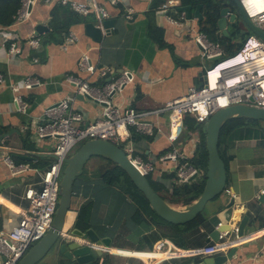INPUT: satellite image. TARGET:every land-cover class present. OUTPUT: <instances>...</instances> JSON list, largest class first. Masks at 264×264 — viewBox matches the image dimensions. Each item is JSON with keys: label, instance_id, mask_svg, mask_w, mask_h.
I'll use <instances>...</instances> for the list:
<instances>
[{"label": "crops", "instance_id": "0c3cea01", "mask_svg": "<svg viewBox=\"0 0 264 264\" xmlns=\"http://www.w3.org/2000/svg\"><path fill=\"white\" fill-rule=\"evenodd\" d=\"M97 2L107 11L109 20H117L108 35H105L106 31L103 32L105 34L101 43L90 37L86 29L87 24L97 25V15L80 14L70 3L64 4L63 0H38L29 21L9 27H3L0 23V74L5 79L0 86V127L9 134L0 145V233L7 232L21 220L29 205L25 198L27 190H41V174L53 163L51 153L57 140H41L36 135L37 127L44 123L46 109L62 100L73 99L74 107L84 117L82 124H78L79 127L92 124L101 117L102 107L77 95L75 88L67 82L69 75L79 76L93 86L101 87L112 76H101L103 69L109 68L114 75L130 71L135 80L115 98V103L123 108L144 112L157 110L188 94L189 89L196 87L199 82L200 73L205 72L210 65L202 61L201 49L196 43V37L202 33L200 22L193 20L189 28H185V24L182 28L173 26L163 14L153 11V0ZM128 10L133 11L131 19L127 18ZM170 14L176 17L180 15L175 9L170 10ZM231 26L230 24L229 27ZM39 27L43 29L38 30ZM244 32L249 31L245 29ZM71 34L77 37V41L66 46V40ZM4 35L7 36L6 39ZM34 36H37L41 44L37 49L29 45ZM218 36H223L219 30ZM160 38L163 39V44L158 42ZM11 42L17 43L20 49V55L15 58H11L7 52ZM235 50L237 49L231 47L227 53ZM84 56L90 58L95 68L93 74L80 72L79 62ZM27 78L40 80L42 86L21 91L28 109L25 114H18L12 107L14 93L11 87ZM171 120L170 114L148 118L147 121L154 125L152 136H144L131 130L136 154L145 162L156 164L157 169L151 176L160 190L159 194L167 189L171 190L176 183L172 182L173 179H168L169 172H173L171 164L160 163L158 158L176 149L190 161L196 155L204 134L201 124L192 116H184L175 133L171 130ZM134 133L138 135L137 139L134 138ZM228 145L227 156L231 160L227 188L235 197L224 193L212 202L205 211L206 223L198 233L184 236L181 241L183 248L167 239L159 242L181 250L202 247L213 241L211 233L214 229L210 218L218 216L221 222L236 225L242 217L248 216L250 226L255 223L258 227L250 228L244 238L236 242V253L227 264H264V225L262 218L257 217L258 196L261 197L264 192V127H254L249 135H234ZM6 156H10L17 164L26 166V171L11 175L4 161ZM101 165L99 158H92L88 163V176L79 185L78 195L75 193L66 234L74 230L80 206L93 199L97 204V209L94 210L96 220L100 221L102 227L110 225L115 231V239H111V245L100 248L104 255L112 257L110 264H162L167 261L172 256L170 249L168 253H160L155 250L159 242L152 249L148 244L141 243V239L151 234L155 228L146 222L138 225L131 219V209L135 206H131L124 214V221L121 223L124 204L120 205L113 197L105 198L96 193L99 182L94 173ZM160 180L162 183L158 182ZM232 200L234 206L231 215L227 207ZM171 206L179 210L185 208L181 205ZM94 232L103 238L97 231ZM235 238L232 236L229 241ZM63 259L57 253H51L39 264H60ZM180 262L194 263L193 259H181ZM100 264H103V259Z\"/></svg>", "mask_w": 264, "mask_h": 264}, {"label": "built area", "instance_id": "2783aa9c", "mask_svg": "<svg viewBox=\"0 0 264 264\" xmlns=\"http://www.w3.org/2000/svg\"><path fill=\"white\" fill-rule=\"evenodd\" d=\"M37 1L20 0V7L13 16L12 25L29 21ZM240 2L252 24L264 31V14L252 16L243 4L244 0H240ZM63 3H70L76 12L83 15L95 13L101 29H103V21L108 19L107 11L97 0H89L86 3L63 0ZM178 6V0H169L157 9V13L163 14L167 22L173 26L182 28L185 24L184 15L180 14L178 17H174L170 14L172 9L177 12ZM132 14L133 11L128 10L127 18L131 19ZM103 31L105 32L104 29ZM6 38L7 36L4 35V39ZM76 41L77 37L71 34L65 45H72ZM196 43L201 49L202 61L210 64L205 69V84L198 88H190L188 94L166 103L157 110L138 112L132 108H123L115 103V98L121 95L125 87L131 85L135 80L134 74L130 71L114 75L109 68L103 69L101 76L107 77L109 74L112 76L101 87L93 86L88 80L79 76L69 75L67 77L68 84L75 88L77 95L86 97L102 107L101 117L92 124L79 127L78 124H82L84 117L74 107L73 99L62 100L46 109L44 123L37 127L36 135L41 140L47 138L57 140L51 153L54 160L50 167L41 174V190H27L25 198L29 205L21 220L7 232L0 233V264H18L51 228L60 200V184L66 166L65 161L78 144L89 140H102L115 144L147 177L155 173L156 164L145 162L136 154V145L131 140V130L134 129L135 132L144 136H152L154 125L147 121L151 116L170 114L171 130L175 133L177 127L182 124L184 116H192L198 124H203L208 122L217 111L236 105L264 109L263 38L255 34L250 35L242 47L232 54H228L221 43L211 41L205 33L198 34ZM29 45L37 49L41 46L40 40L34 36L29 41ZM7 52L11 58L19 56L18 44L9 43ZM79 70L91 74L95 72L88 56L82 57L79 62ZM4 82V76L0 74V86ZM40 86L42 83L36 78H27L12 85L11 90L14 93L12 107L15 113L25 114L28 109L21 91ZM4 161L11 175L15 176L26 171V166L17 164L10 156H6ZM158 162L171 164L173 172L177 174V179L172 181L176 184L189 183L194 176L199 175V171L190 165L187 158L176 149L161 155ZM159 182L162 183L161 180ZM224 193L235 197L228 188ZM223 224V222L219 223L216 229L222 227ZM229 225L231 229L221 232L217 242L211 241L202 247L188 250L170 248L165 242H159L156 244L155 250L160 253H168L170 249L169 252L172 256L167 259L170 262L194 258L204 260L218 255H227L231 249L238 245L236 242L244 238L238 236V224L231 225L229 223ZM232 236L236 237L235 240L229 241ZM65 238L90 244L87 239L78 238L71 233L65 234Z\"/></svg>", "mask_w": 264, "mask_h": 264}, {"label": "water", "instance_id": "95a60500", "mask_svg": "<svg viewBox=\"0 0 264 264\" xmlns=\"http://www.w3.org/2000/svg\"><path fill=\"white\" fill-rule=\"evenodd\" d=\"M233 4L238 9V14L232 13L229 6L220 9L217 19V27L219 32L224 37L230 38L231 24L234 28L242 27L251 33L264 39V31L258 29L247 17V14L241 4L240 0H228L227 5ZM202 4L196 7L192 5H183L179 0V6L176 8L179 14H183L185 18V28H189L192 21H203L204 16L201 12ZM229 16V17H228ZM117 20L105 19L103 21V29L95 23L86 25L87 33L95 41L101 43L103 36L108 35L114 29ZM43 29L39 27L38 30ZM121 71L120 73H122ZM205 72L200 73V80L196 87H201L205 84ZM236 118H247L264 123V109L254 108L245 105H236L226 109H221L213 114L206 124V150L208 154L207 166V180L205 183L202 195L191 205L179 210L172 207L161 194L150 184L148 178L132 163L125 152L110 142L102 140H89L85 142L80 149L72 156L66 159L65 169L61 180L60 200L51 228L46 235L34 245L28 253L20 260L18 264H39L44 261L51 253H57L70 261L79 264H86L94 262L103 257L104 253L100 248L109 247L111 245L110 238H100L93 230H88L82 233L79 230H73L71 234L78 238H85L90 244H83L82 242L71 241L65 238L66 225L68 216L72 210L73 200L75 196V183L79 179L90 160L94 157H101L110 160L121 168L129 176L135 187L141 192L150 208L165 222L175 225L187 224L198 217V215L205 213L209 205L217 198L224 194L228 187V172L226 165L219 154V139L221 131L226 123ZM9 136L0 127V145ZM53 157V156H52ZM194 176L192 180H195ZM234 206V200L227 207V211L232 215L231 209ZM257 217L262 218L264 225V194L259 198V206L257 207ZM210 223L213 227L211 238L217 242L221 232L230 230L231 226L224 223L222 227L216 229L220 221L218 216L210 218ZM258 227L255 223L249 224V217L244 216L238 222L239 237H244L250 228ZM236 249L233 248L227 255H218L211 258H205L199 264H227L235 255ZM196 264V263H193Z\"/></svg>", "mask_w": 264, "mask_h": 264}, {"label": "trees", "instance_id": "16d2710c", "mask_svg": "<svg viewBox=\"0 0 264 264\" xmlns=\"http://www.w3.org/2000/svg\"><path fill=\"white\" fill-rule=\"evenodd\" d=\"M181 2L183 5H192L193 7H196L199 4L203 5L202 13L204 19L200 22V31L207 34L209 38L211 37L216 42L220 41L223 43L226 46L227 51L231 47L236 48L237 50L240 49L247 37L252 34L250 31L247 32L244 41H242V43L237 47H233L231 38L218 36L217 19L220 8L216 5L215 0H181ZM165 3L166 0H153V11H157V9ZM19 7V0H0V23L3 27H9L12 25L13 16ZM174 17H176V15ZM242 30L245 31L243 27ZM158 42L163 44V39H158ZM235 51H232L230 54ZM262 123L263 122L247 118H236L226 123L221 131L218 149L220 157L226 165L227 172L229 171V161L231 160L230 157L227 156L229 149L228 141L230 138L241 133H247L249 135L250 132H253L254 127H257ZM137 136L138 135L134 133L135 139H137ZM205 139L206 134L204 133L203 140L198 146L196 155L190 161L188 160L189 164L199 171L198 177L189 183L176 184L171 190L167 189L164 193H162L161 196L169 204L186 207L194 203L202 195L207 180L208 166V154ZM94 158H99L102 161V165L98 171L95 172L96 174L94 173V177L97 176V180L99 182L96 193L101 194L105 198L113 197L118 200L120 205L124 204V213L120 218L121 223L124 221V214L132 208L131 206H135V208L133 207V209H131V219L138 225L146 222L155 228L151 234L141 239V243L148 244L150 249H152L154 244L162 239H167L174 243L177 247L183 248L181 241L184 239V236L187 234L191 235L198 233L201 227L206 223L204 213L198 215V217L193 221L183 225H175L165 222L150 208L144 195L135 187L126 172L110 160L101 157ZM87 176L88 170L85 169L83 175L77 179L75 183L76 195L79 193V185ZM168 177L169 179L176 180L177 174L176 172H169ZM150 184L152 185L151 182ZM152 187L156 190V192H158L157 188L153 185ZM124 201H126V203H124ZM120 208L122 209L123 207ZM95 209H97V204L94 203L93 199L80 206L77 210L73 226L74 230H81L85 232L93 230L97 231L103 238L115 239V231L111 229L110 225L102 227L100 221L96 220L94 213ZM101 259H103V264H110L112 257L109 254H106L102 258L86 264H100ZM201 261L202 260L199 258L193 259V262L196 264H199ZM67 263L79 264L77 262L70 261L67 258L60 261V264ZM173 263L181 264L180 260L173 262L165 261L162 264Z\"/></svg>", "mask_w": 264, "mask_h": 264}, {"label": "rangeland", "instance_id": "374dc122", "mask_svg": "<svg viewBox=\"0 0 264 264\" xmlns=\"http://www.w3.org/2000/svg\"><path fill=\"white\" fill-rule=\"evenodd\" d=\"M227 2H228V0H215V3H216V5L220 8V9H222V8H224L225 6H229L230 8H231V11H232V13H236V14H238V9L233 5V4H231V5H227ZM246 33L247 32H244L243 30L241 31L240 29H239V27H237V28H234L233 26H231L230 27V35H231V40H232V45H233V47H237L239 44H241L242 43V41L244 40V38H246ZM211 41H215L214 39H212L211 37L209 38ZM221 39V38H220ZM219 43H221L220 41H218ZM221 45H222V47L224 48V49H226V46L223 44V43H221ZM206 124H207V122L206 123H203V124H201V127H202V129L204 130V133L206 132ZM263 127H264V125H263V123L261 124V129H263ZM84 143H80V144H78L73 150H72V152L70 153V155H69V157L70 156H72L74 153H76L79 149H80V147L83 145ZM95 162V160L94 161H92V163L91 164H93ZM87 168H90V167H87ZM88 170V169H87ZM154 174V173H153ZM153 174H151V175H153ZM151 175H149V176H147V178H148V180L152 183V185L155 187V188H157L156 187V185L154 184V182H153V178H152V176ZM169 179V178H168ZM159 182V181H158ZM158 190V189H157ZM158 191H160V190H158ZM161 191H162V189H161ZM205 214V213H204ZM205 216H206V214H205ZM68 264V263H67Z\"/></svg>", "mask_w": 264, "mask_h": 264}, {"label": "bare ground", "instance_id": "6f19581e", "mask_svg": "<svg viewBox=\"0 0 264 264\" xmlns=\"http://www.w3.org/2000/svg\"><path fill=\"white\" fill-rule=\"evenodd\" d=\"M243 4L252 16L264 14V0H244Z\"/></svg>", "mask_w": 264, "mask_h": 264}, {"label": "clouds", "instance_id": "9594fccd", "mask_svg": "<svg viewBox=\"0 0 264 264\" xmlns=\"http://www.w3.org/2000/svg\"><path fill=\"white\" fill-rule=\"evenodd\" d=\"M252 34H253V33H252ZM252 34H251V35H252ZM249 36H250V35H249ZM249 36H248V37H249ZM248 37H247V38H248Z\"/></svg>", "mask_w": 264, "mask_h": 264}]
</instances>
